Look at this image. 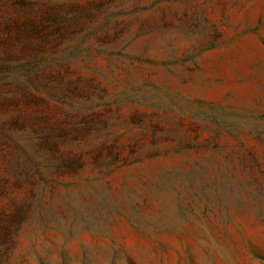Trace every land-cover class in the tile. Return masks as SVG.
Masks as SVG:
<instances>
[{
  "label": "rangeland",
  "instance_id": "374dc122",
  "mask_svg": "<svg viewBox=\"0 0 264 264\" xmlns=\"http://www.w3.org/2000/svg\"><path fill=\"white\" fill-rule=\"evenodd\" d=\"M0 264H264V0H0Z\"/></svg>",
  "mask_w": 264,
  "mask_h": 264
}]
</instances>
